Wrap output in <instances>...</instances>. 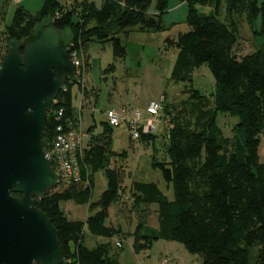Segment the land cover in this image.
<instances>
[{"label":"trees","instance_id":"trees-1","mask_svg":"<svg viewBox=\"0 0 264 264\" xmlns=\"http://www.w3.org/2000/svg\"><path fill=\"white\" fill-rule=\"evenodd\" d=\"M226 1L229 20H222L218 10L216 14H206L198 7L214 3L218 6L221 0H181L188 4L190 28L177 38H167L169 47L178 49L171 78L186 84L188 101L170 118L166 145L169 160H157L153 154L152 167L161 171L167 183L173 184L175 198L170 199L155 181L135 180L129 189L134 207H148L143 218L149 213V206L157 204V227L141 218L133 232L107 223L110 208L127 191L123 184L124 162L115 166L112 162L126 159L128 151L114 149L117 126L110 124L108 118L102 122L101 132H95V123L87 130L83 127L84 106L80 103L79 109L76 107L72 93L77 77L68 80L67 89L59 92L46 121L49 133L46 151L49 152L58 135V128L83 131L82 154L77 155L75 162L79 178L61 177L58 186L64 185L62 189L51 188L44 198L35 201L57 228L65 264H121L111 241H100L90 247L85 243L88 234L118 236L122 245L123 239L132 235L136 252L148 250L159 239L178 241L201 256L200 264H264V163L259 154L264 136V50L259 48L242 55L238 48L240 27L234 20L237 14L246 13L253 32L264 35V0ZM152 2L103 0L99 6L94 0H43L35 13L21 4L5 26L7 43L5 53H0V63L10 40L31 37L38 25L51 19L57 28L72 31V39L67 40L70 48L73 44L87 47L91 41L110 42L114 55L125 57L123 35H128L131 27L148 31L165 29L162 18L168 0L158 1L155 14L149 13ZM257 18L261 19V25L254 30ZM203 65L208 66L215 78L214 97L195 87L194 73ZM159 99L166 105L160 112H168L165 94ZM60 110L62 115L57 113ZM221 114L238 118L232 136L225 135L219 125ZM147 120L138 123V140L150 143L156 133L143 130ZM132 125L128 123L131 130ZM52 164L56 169L53 158ZM99 171L107 184L99 198L92 201ZM64 201L88 203L92 213L85 220L70 219L61 205Z\"/></svg>","mask_w":264,"mask_h":264},{"label":"rangeland","instance_id":"rangeland-1","mask_svg":"<svg viewBox=\"0 0 264 264\" xmlns=\"http://www.w3.org/2000/svg\"><path fill=\"white\" fill-rule=\"evenodd\" d=\"M61 1L66 2L67 0ZM94 1L99 6L103 2V0ZM158 1L153 0L149 7V13L158 12ZM42 3L43 0H8V3L5 0H0V53L3 51L1 54L5 53L4 48L7 43L4 34L5 26L12 21L16 8L22 4L30 12L35 13ZM216 6L217 4L214 3L198 7L206 14H216L218 10L219 17L222 20L227 19V1L221 0L220 4ZM166 11L162 18L164 30H140L138 26H134L131 27L132 30L128 35H123V42L127 49L125 57H116L110 42L91 41L87 47L81 44V46L73 44L71 48L69 46L73 61L75 59L81 61L79 66L81 73L77 74L78 81L72 84V93L76 107L79 109L80 103L84 106L81 112L83 127L86 130L95 123L97 125L95 132H101L102 122L106 121L107 113L111 109L125 110L128 115H132L135 109H141L143 119L151 116L159 121L152 128L156 136L155 140L150 143L141 139H132L133 130L126 122L117 126L114 132V149L128 151L126 159L120 158L119 161L113 160L112 162L113 166L115 163L119 165L120 162H124L122 163L124 165L123 184L127 191L120 201L111 207L107 223L113 226L120 225L125 232H133L140 218L149 225L158 226L157 204L149 206V213L145 218H143V212L148 207L133 206L129 191L133 181H155L170 199L175 198L173 184L167 183L161 171L152 167V159L154 154L157 160H169L166 154V145L168 144V127L171 125L170 118L177 114L179 109L187 106L188 101L186 84L175 82L171 78L178 49L169 47L167 38H177L180 32H185L190 27L187 24L188 4L181 0H168ZM234 20H237L240 27L241 39L238 48L242 55L259 48L264 50V35L253 32L247 14L239 13L236 15V19L234 17ZM260 25L261 19H255L254 30H258ZM72 36L70 29L64 31L66 40H71ZM26 39L28 37L24 40ZM2 61L3 59L1 63ZM194 84L204 94L214 97L216 81L207 65H203L195 71ZM81 89L82 91L84 89V94L81 93ZM158 91L166 96L168 112L148 115L141 105L147 98L156 95ZM237 121V117L229 115L221 114L218 118V123L223 127L227 136H232V127ZM87 137L84 139L86 140ZM48 151L52 153V144ZM259 154L264 163V136L261 139ZM95 180L96 186L92 201L99 198L107 184L102 171L96 173ZM63 187L64 185H59L58 189ZM13 194L19 195L20 193ZM61 205L69 218L73 220H85L92 213L88 203L77 204L73 201H64ZM117 240H121V238L118 236L105 238L88 234L85 243L93 247L100 241H111L113 252L118 254L121 264H163L164 260H167L166 264H200L202 262L199 254L188 251L184 244L178 241L159 239L148 250L136 252L133 247L134 237L132 235L128 234L123 239L122 247L116 245Z\"/></svg>","mask_w":264,"mask_h":264},{"label":"water","instance_id":"water-1","mask_svg":"<svg viewBox=\"0 0 264 264\" xmlns=\"http://www.w3.org/2000/svg\"><path fill=\"white\" fill-rule=\"evenodd\" d=\"M74 78L69 42L52 19L32 37L9 41L0 65V264L66 262L57 228L35 198L60 182L46 152V121Z\"/></svg>","mask_w":264,"mask_h":264},{"label":"built area","instance_id":"built-area-1","mask_svg":"<svg viewBox=\"0 0 264 264\" xmlns=\"http://www.w3.org/2000/svg\"><path fill=\"white\" fill-rule=\"evenodd\" d=\"M75 67H76V77L78 73H81L79 70V66L81 65L80 60L74 61ZM63 89H67L66 85ZM164 109L163 100L162 99H151L146 106V110L151 115H156L160 111ZM62 110L58 112V115H62ZM107 118L110 124L118 126L124 121H127L132 125L133 129V138L138 139L140 137V131L138 127V123L140 121H143L142 113L140 110L135 109L134 113L132 115H127L125 110L118 111L117 109H111L107 113ZM156 121L158 122V119L156 118H150L148 120V123H146L143 126V130L148 132L152 131ZM137 124V125H136ZM59 132L58 135L54 138L53 142V151L52 153H49V156L52 160V158L55 161L56 164V171L61 177L70 179L71 177L79 178V174L76 171V157L79 154H82V148H83V137L84 133L81 130H63V128H58ZM55 168V167H54ZM116 245L118 247H122L121 240H118L116 242ZM167 260L163 261V264H166Z\"/></svg>","mask_w":264,"mask_h":264},{"label":"crops","instance_id":"crops-1","mask_svg":"<svg viewBox=\"0 0 264 264\" xmlns=\"http://www.w3.org/2000/svg\"><path fill=\"white\" fill-rule=\"evenodd\" d=\"M68 1H69V0H67L66 2H68ZM162 96H163V93L158 91V93H157L156 95H153L152 97L147 98V99L142 103L141 106H142L143 108H145L149 100H151V99H159V98H161ZM148 118H150V117H146V118L144 119V122H146V120H147ZM147 121H148V120H147ZM110 209H111V208H110Z\"/></svg>","mask_w":264,"mask_h":264}]
</instances>
